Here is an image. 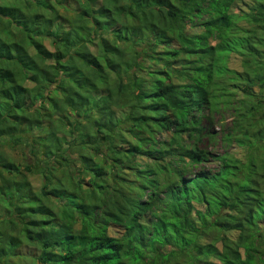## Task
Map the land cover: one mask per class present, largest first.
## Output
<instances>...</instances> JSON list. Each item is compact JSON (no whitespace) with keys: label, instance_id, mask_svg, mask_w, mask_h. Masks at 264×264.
I'll use <instances>...</instances> for the list:
<instances>
[{"label":"trees","instance_id":"trees-1","mask_svg":"<svg viewBox=\"0 0 264 264\" xmlns=\"http://www.w3.org/2000/svg\"><path fill=\"white\" fill-rule=\"evenodd\" d=\"M0 264H264V0H0Z\"/></svg>","mask_w":264,"mask_h":264},{"label":"rangeland","instance_id":"rangeland-1","mask_svg":"<svg viewBox=\"0 0 264 264\" xmlns=\"http://www.w3.org/2000/svg\"><path fill=\"white\" fill-rule=\"evenodd\" d=\"M49 44H50V43L47 41V45H48V46H49ZM219 128H220V126H219V124H217L215 130H218ZM215 148H216L215 150H217L218 152H220L221 149H222V147H220L219 145H217ZM230 149H231V153H236L237 155H241V150L238 149L237 147H234V148H233V146H231ZM9 153H10V156L12 157V159L15 160L16 163L18 164V162L21 160L22 149H16L15 151L10 150ZM219 165H220V164H219L218 161H216V160H212V161H210V162L207 164L206 167H207V168H210V169H212V170H215V169H217V167H218ZM30 181H31V183H32L36 188H39V187H40V181H39V178H38V177H36V176H35V177H34V176H30Z\"/></svg>","mask_w":264,"mask_h":264}]
</instances>
